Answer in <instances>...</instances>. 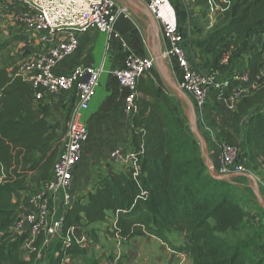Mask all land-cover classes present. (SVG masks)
<instances>
[{
	"label": "trees",
	"instance_id": "obj_1",
	"mask_svg": "<svg viewBox=\"0 0 264 264\" xmlns=\"http://www.w3.org/2000/svg\"><path fill=\"white\" fill-rule=\"evenodd\" d=\"M214 0L222 11L218 25L204 39L192 41L201 50L233 44V59L227 67L204 69L215 77L232 71L241 55L249 50L248 78L257 85L254 94L236 105L230 129L221 128L216 114L220 101L228 100L240 86L236 77L226 83L214 82L209 89L200 126L220 142L245 148L254 173H264V0ZM177 7L179 4L175 1ZM208 17L209 0H195ZM260 36L261 47L251 44ZM185 42L186 32L182 33ZM18 35L0 42V56L12 44L24 42ZM224 49V48H222ZM220 49V50H222ZM218 67V68H217ZM218 71V72H215ZM233 75H235L232 72ZM138 111L131 116L129 148L138 154L139 169L119 171L110 167L94 190L76 198L66 214L64 231L74 226L90 230L96 223L113 218L116 237L124 244L137 238H155L166 244L177 238V253L189 254L193 264H264L252 252L257 245L230 236L239 233L246 214L235 190L234 180H215L209 173L201 146L172 93L160 86L151 73L138 82ZM30 88L17 76L16 68L0 66V264H39L43 237L35 240L28 261L21 259L22 247L31 240L13 229L18 204L17 192L30 190L28 179L40 175L41 182L52 176V168L62 148L61 124L50 122V107L44 109L29 99ZM238 178V177H235ZM233 178V179H235ZM97 243V242H96ZM79 250L61 244L47 250L43 264H63ZM86 264H97L85 258Z\"/></svg>",
	"mask_w": 264,
	"mask_h": 264
},
{
	"label": "built area",
	"instance_id": "obj_2",
	"mask_svg": "<svg viewBox=\"0 0 264 264\" xmlns=\"http://www.w3.org/2000/svg\"><path fill=\"white\" fill-rule=\"evenodd\" d=\"M223 3L226 1L223 0ZM209 6L208 16L213 28L218 25L219 20L214 21L220 18L223 10L215 6L214 0H209ZM116 8L115 0H0L1 23L8 17L18 20L25 32L31 35L22 44V60L15 67L17 76L30 88L31 103L43 105L49 98L56 99L60 95L72 96V100H75L69 122L60 132L63 145L54 162L51 178L35 189L16 193H20L19 199L25 200L14 214L12 229L19 236H31V240L22 247V250L28 248L31 253L36 251L33 249L35 240L43 237L37 256L39 264H43L47 250L57 244L64 249L73 244L79 250L75 255H68L63 264H86L85 258H91L95 253L97 243L90 230L81 226H74L66 232L63 229L66 214L74 202L76 174L90 141V130L84 114L97 95L102 76L109 73L124 91L123 111L126 117L131 118L138 111L139 79L156 67L154 56L131 54L124 59L122 67L109 72L103 65H78L68 73L58 70L66 59L79 50L83 34L98 32L113 40H121V35L115 31ZM147 8L166 38L159 57L169 68L172 80L192 100L201 123L213 78L208 80L191 61L182 37V22L171 1L147 0ZM121 13L128 14V9H122ZM191 24L189 17L186 26ZM224 50L218 57L221 67H227L231 59L230 51ZM242 79L251 82L246 72ZM236 80L242 81L238 77ZM242 97L239 86L228 99L233 110ZM64 100L65 104L69 102L68 98ZM217 160L215 170L218 175L244 176L253 173L249 159L240 163L239 149L227 143H219ZM109 161L136 173L139 169L138 154L122 144L110 151Z\"/></svg>",
	"mask_w": 264,
	"mask_h": 264
},
{
	"label": "crops",
	"instance_id": "obj_3",
	"mask_svg": "<svg viewBox=\"0 0 264 264\" xmlns=\"http://www.w3.org/2000/svg\"><path fill=\"white\" fill-rule=\"evenodd\" d=\"M115 1L117 3V8L115 10L117 15L115 19V31L121 35V40H113L105 34L98 32L83 34L80 37L81 44L79 50L60 65L58 69L60 72L68 73L78 65H94L96 67L103 65L109 72L112 69L122 67L123 61L128 55L157 56L161 53L164 49L166 38L155 19L153 18V20H151L149 18L150 12L147 8V0ZM124 8L128 9V14H119ZM9 27H11L12 31H15L12 29V25ZM258 37L261 39L260 36ZM262 62L264 63V57ZM164 65L168 76L171 78L169 68L165 63ZM245 72L249 73L248 67L245 69ZM178 74H180L179 70ZM262 74L264 75V68L262 69ZM151 75L164 89L169 92L171 91V93L175 92L164 78L157 65L152 70ZM172 82L176 84L174 80H172ZM172 96L175 98L173 94ZM187 97L189 98V96ZM177 101L179 102V100ZM226 102V100L220 101L221 108L216 114V121L221 128L230 129L233 124L234 113L231 115L224 111L221 112ZM55 104L56 102H53L51 107H55ZM57 105H61V102ZM123 105L124 91L120 89L117 81L111 77L109 73L104 74L97 95L90 109L84 115L85 122L90 130L89 142H92L98 151L103 147L111 151L115 146L121 144L129 147L132 124L131 118L126 117L124 114ZM210 135L212 136V133H210ZM207 140L206 143L209 145V156L212 157L217 155L220 141L215 138L213 141L214 144H211L209 140ZM35 183L37 186L41 183V178L38 174L31 175L28 179V187L31 188ZM18 194L14 195L13 202L17 203L19 208L24 203L25 199H19L20 195ZM105 225H107L106 227L109 225V230L112 231V226L110 223L108 224V222L91 225L94 227L93 229H95L97 246L94 248L95 253L90 259L95 260L97 264H124L123 259L126 254H122V249L120 247L121 243H119L121 241L116 235L113 238L114 241L118 243L117 247L112 248L111 243L109 249H106V246H104V242L108 238V231H103L104 228H102V226ZM130 244L133 250L127 252V255L131 257H128L125 264H193L189 254H180L172 252L170 249L167 250V245L155 238H137L132 240ZM111 253H114V260L108 263L104 262L105 257ZM30 255L31 252L28 248L21 250L20 257L22 260L28 261ZM96 255L97 257L94 258Z\"/></svg>",
	"mask_w": 264,
	"mask_h": 264
},
{
	"label": "rangeland",
	"instance_id": "obj_4",
	"mask_svg": "<svg viewBox=\"0 0 264 264\" xmlns=\"http://www.w3.org/2000/svg\"><path fill=\"white\" fill-rule=\"evenodd\" d=\"M171 3L174 5L178 19L182 22V33L186 32L188 39L185 42L186 43V49L188 51V54L191 58V61L196 65V67L199 68L200 72L206 76L208 80L211 77V74L204 69V63L208 60L210 62V65L213 66V63L216 61L218 62V57L220 56L222 48L229 50L233 59V44H229L228 46H221L216 48L208 49V50H201L197 47H193L191 45L192 41H198L202 40L205 38V36L211 31V26H210V18L209 16L205 13H202L203 9L196 7L195 6V0H170ZM175 1L179 4L177 7ZM199 8V9H198ZM191 17L192 19V24L186 26L187 19ZM2 18V17H1ZM5 22L1 23L0 21V42H5L6 40H9L15 36L18 35H25L27 38L31 37V35L27 34L25 32V29L21 22L18 20L12 19L11 18H6ZM220 18H216L215 23L218 22ZM11 23V24H10ZM10 24V25H9ZM12 29L15 31L11 30ZM15 25V26H14ZM24 42H19V43H14L12 44L8 49H6L0 56V66L2 68H15L17 64L22 60L21 58V52H22V44ZM251 44L252 45H257L261 47L262 44V39H260L258 36L253 35L251 39ZM224 50V51H226ZM249 57V50L245 51L239 60L236 61L235 66L233 67V70L231 71H226L224 73H217V75L212 79V82L216 83L219 82L220 84L223 82L226 83V81H229L232 77H238L240 80H242L240 83V92L242 96H248L251 94H254L257 90V85L253 82H246L242 78L245 75V69L247 68V58ZM219 65V62H218ZM220 68H222L219 65ZM218 68V67H217ZM218 72V71H215ZM232 72L235 74L233 75ZM211 81V80H210ZM171 92V91H170ZM172 94L175 96L176 100H179L180 106L183 112L184 117L188 121L190 127V106L186 102V100L176 91L172 92ZM247 94V95H245ZM64 98H68V103L64 104L65 100H62ZM72 96L67 97L65 95H60L57 96L56 99L52 98L51 100L48 99V102L44 103L43 105L38 104L39 108L44 109L45 107H50L51 110V117H50V122L52 124H61L62 129L64 130V127L67 126L69 119L71 117V114L74 111V105H75V100H72ZM54 99V100H53ZM227 102L224 103L225 107L221 110V112H227L229 114H233L235 110L231 109V103L226 100ZM53 102L56 104L54 105L55 107H51ZM59 102H61V105H57ZM178 102V101H177ZM178 102V103H179ZM85 115V114H84ZM196 126L202 136V141L195 135L197 140L200 143L201 146V151L203 154V157L206 160V164H217V155L215 156H209V145L206 143V140L208 139L209 142L214 144V136L212 137L210 135V132L206 131L200 126V122L197 119ZM64 132V131H63ZM63 134V133H62ZM207 140V141H208ZM109 149L103 147L101 148L100 151L94 147V144L92 142H89L86 146L85 153H84V158L79 166L78 173L76 174V190L74 194V200L76 198H84L86 195L94 190L96 188L97 184L103 179L109 168L112 166L119 171H126L128 170L127 167L123 166H116L113 165L109 161ZM246 160L245 158V148L241 146L239 148V162L242 163ZM250 162V161H249ZM251 165V164H250ZM251 170L252 165L250 166ZM238 178L232 179L234 180L237 184L238 187L235 190L236 194L238 195L239 201L242 205V208L246 214V222H244V225L242 227V230L239 233H236L232 236L231 238L235 239H241L246 242H251L252 244L257 245L255 248H253L252 252L255 254L256 259H261V257H264V210L260 204L259 199L255 195V189L258 187L259 189V194L261 198L264 201V173L258 174V173H250L249 177L245 176H236ZM36 183L31 186V189L36 188ZM39 186V185H38ZM37 186V187H38ZM111 224L112 231L108 227L102 226L103 231L106 230L108 231L107 233V239L104 242V246H106V249L110 248V243L112 244L113 247H117L118 243L114 241V227H113V218L111 217L110 220L108 221V224ZM92 226H90L91 228ZM94 227H92V230ZM111 235V236H110ZM106 243V245H105ZM120 247L122 249V254H126L125 258L123 259V263L125 264V261L128 259L127 252L132 251L133 247H131V244H124L122 242ZM166 244V243H165ZM176 245L177 247H180L182 245V242L177 239L173 238L170 239V243ZM166 244L168 248L167 250L170 249V245ZM135 245V244H133ZM111 248V249H112ZM171 251V249H170ZM174 252V251H172ZM99 254V253H97ZM123 254V255H124ZM46 256V254H45ZM97 255L94 257L96 258ZM131 257V256H130ZM133 257V255H132ZM106 263L111 262L114 260V253H111L110 255H107L104 259Z\"/></svg>",
	"mask_w": 264,
	"mask_h": 264
},
{
	"label": "water",
	"instance_id": "obj_5",
	"mask_svg": "<svg viewBox=\"0 0 264 264\" xmlns=\"http://www.w3.org/2000/svg\"><path fill=\"white\" fill-rule=\"evenodd\" d=\"M149 18L151 19V20H153V17H152V15H150L149 14ZM155 57V59H156V65L158 66V68H160V70H161V72H162V74H163V76H164V78L167 80V82L169 83V85L177 92V93H179L185 100H186V102L188 103V105L190 106V124H191V130H192V132H193V134H195L201 141H202V136H201V134H200V132H199V130H198V128H197V126H196V123H197V115H196V112H195V108H194V106H193V103L191 102V100L179 89V87L176 85V84H174L173 82H172V80H171V78L168 76V74H167V70H166V67H165V65H164V63H163V61L161 60V58L159 57V55H157V56H154ZM207 168H208V173H209V175L213 178V179H215V180H220V181H222V180H227V181H229V180H231V179H233L234 177H236L237 175H233V174H231V175H226V176H221V175H218L217 173H216V170H215V166H214V164H212V163H210V164H208L207 165ZM245 177H249V175H244ZM255 195L257 196V198L259 199V201H260V204H261V206H262V208H263V210H264V201H263V199L261 198V196H260V194H259V189H258V187H256V189H255Z\"/></svg>",
	"mask_w": 264,
	"mask_h": 264
}]
</instances>
